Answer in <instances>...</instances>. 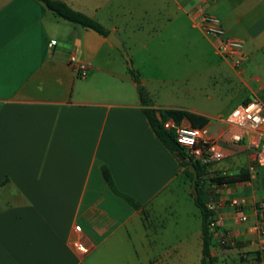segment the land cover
Returning <instances> with one entry per match:
<instances>
[{
    "label": "crops",
    "instance_id": "crops-1",
    "mask_svg": "<svg viewBox=\"0 0 264 264\" xmlns=\"http://www.w3.org/2000/svg\"><path fill=\"white\" fill-rule=\"evenodd\" d=\"M59 1L115 33L149 93L142 62L177 57L180 47H198L194 35L201 34L218 56L211 82L220 90L208 96L211 114L195 102L156 104L150 96L156 109L206 118V136L222 137L229 130L222 119L236 106L252 99L264 105L262 78H244L245 65L264 55V0ZM199 8L220 20L225 37L244 41L241 70L201 31ZM129 44L140 48L131 53ZM72 56L87 67L85 77L69 64ZM189 57L182 50L176 77L194 85L198 62L194 53ZM127 64L108 37L55 15L40 0H0V264L181 262L177 255L189 245L193 226V216L179 214L181 199L173 197L184 169L154 133ZM176 126L164 122L168 130ZM248 140L226 144V158L203 177L211 190L220 186L216 176L247 170L250 179L219 187L215 197L217 214L236 237L231 249L213 241L218 264H242L241 253L264 264V248L249 232L255 204L264 201L251 181L264 165L253 167ZM104 166L117 191L142 208L111 190ZM233 199L243 203L248 223L237 221Z\"/></svg>",
    "mask_w": 264,
    "mask_h": 264
},
{
    "label": "built area",
    "instance_id": "built-area-1",
    "mask_svg": "<svg viewBox=\"0 0 264 264\" xmlns=\"http://www.w3.org/2000/svg\"><path fill=\"white\" fill-rule=\"evenodd\" d=\"M197 21L204 35L215 42L217 53L224 60L230 62L233 67L241 68L246 60L244 41L225 37V30L220 20L204 13L201 8L198 9ZM69 64L81 76L87 75V67L79 63L74 56L70 57ZM222 121L229 126V130L222 137L212 138L206 136L203 129L193 127L191 122L184 118L175 127L176 141L188 152L194 162L212 168L226 158L224 149L226 144H239L248 137L249 148L254 152L253 167L264 165V105L262 102L259 99H252L247 103L240 104L225 115ZM223 185L225 184L214 185L216 188L212 190L211 200L208 204L212 211L209 219L210 232L216 246L231 249L236 245V237L232 232L225 229L222 217L216 212L220 204L215 202V197L220 194L221 189L219 187H223ZM230 206L237 214L236 219L239 223H248L249 217L243 213L241 201L233 199L230 201ZM254 209L256 220L249 228V232L257 235L262 249L264 248V201L255 204ZM75 232L80 234L81 227L76 226ZM81 238L82 236H79L78 241ZM239 258L242 264H257L258 255L241 253Z\"/></svg>",
    "mask_w": 264,
    "mask_h": 264
},
{
    "label": "rangeland",
    "instance_id": "rangeland-1",
    "mask_svg": "<svg viewBox=\"0 0 264 264\" xmlns=\"http://www.w3.org/2000/svg\"><path fill=\"white\" fill-rule=\"evenodd\" d=\"M196 38L198 39V47H180V55L177 57H170L171 59L161 63L143 61V75L150 84V93L156 104L179 106L181 104L195 102L200 109L206 110L211 114V100H208V96L211 97V95H213L216 97L220 90L215 83L212 84L211 82V73L213 71L211 67L212 64H214L213 62L218 60V56L215 54L211 44L205 40L201 34H195L194 39ZM128 48H130L131 53H136L140 47L138 45L129 44ZM182 50H184L185 53L188 51L190 57L191 54L194 53V57L198 62L195 69H197L199 75L195 78L194 85H191V82H181V80L176 77L180 71L179 64L182 59ZM137 64L140 65L141 63L137 62ZM184 65L185 63L182 62V66ZM132 68H134V66H132ZM242 68L243 66L238 68V70ZM245 71V79L251 80L252 76H260L264 84V55L259 54L254 59H251L245 65ZM177 184L178 187L173 197L178 200L181 199V201L178 202L179 204L176 209L182 216L187 214H189L190 218L193 216L191 220L193 226L190 232L189 245H185L183 253L177 255L178 260L181 259V262L178 261V263L201 264L202 218L192 199V180L183 171V175L181 179L177 180ZM251 187L258 197H264V167L260 168L259 174L254 175L251 181Z\"/></svg>",
    "mask_w": 264,
    "mask_h": 264
},
{
    "label": "trees",
    "instance_id": "trees-1",
    "mask_svg": "<svg viewBox=\"0 0 264 264\" xmlns=\"http://www.w3.org/2000/svg\"><path fill=\"white\" fill-rule=\"evenodd\" d=\"M45 4V6L53 12L55 15L75 24H79L84 28L94 30L104 37H108L110 31L107 30L104 26H102L99 22L93 20L87 15L78 12L72 9L69 5L59 0H40ZM129 73L131 74L132 79L137 84L138 94L141 101V105L143 106V111L146 114L149 123L157 135L161 143L179 160V163L183 167L184 173L189 176L192 180L193 175L189 171V166L193 164L198 173V181H197V189H198V198L193 199L195 205L200 211L202 218V258L201 264H218V260L211 253L213 245V237L210 232V222L209 219L212 215L211 209H209L208 204L209 200L212 196V190L206 188L207 183L203 179L208 171V167L201 165L200 163H196L193 161L192 157L188 154V152L181 147L175 137V128L168 130L164 127V122L167 119H172L177 125L184 119L187 118L193 127L196 128H204L208 120L202 116H197L191 114L186 111H180L175 109H156L154 108V104L150 93L143 85L140 74L134 68H129ZM187 158L190 159V162L187 161ZM103 177L111 188V190L122 197L125 201H127L131 206L136 209L142 208V205L139 204L134 199L120 193L117 191L113 178L109 169L104 166L102 168ZM249 174L247 170H243L237 176H216L214 178V182L218 184H236L238 182H246L249 181ZM257 262H260V257H258Z\"/></svg>",
    "mask_w": 264,
    "mask_h": 264
},
{
    "label": "water",
    "instance_id": "water-1",
    "mask_svg": "<svg viewBox=\"0 0 264 264\" xmlns=\"http://www.w3.org/2000/svg\"><path fill=\"white\" fill-rule=\"evenodd\" d=\"M108 39L117 49H119V51L121 52V54L123 55V57L127 61L129 67L132 68V66H133L132 61H131V59L127 53V50H126L124 44L122 43V41L115 35V33H110V35L108 36ZM187 161L190 162V159L187 158ZM189 171L193 175L191 192L195 198H198V196H199L198 195V189H197L198 173H197V170L193 164H191L189 166Z\"/></svg>",
    "mask_w": 264,
    "mask_h": 264
}]
</instances>
